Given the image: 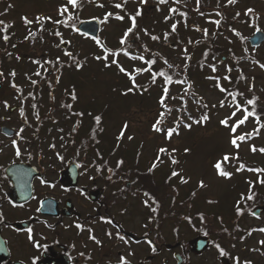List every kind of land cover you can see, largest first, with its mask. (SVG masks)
<instances>
[{"label": "flooded vegetation", "instance_id": "obj_1", "mask_svg": "<svg viewBox=\"0 0 264 264\" xmlns=\"http://www.w3.org/2000/svg\"><path fill=\"white\" fill-rule=\"evenodd\" d=\"M59 1L63 2L57 9L67 4V0ZM246 1L255 0L231 4L228 0H152L153 36L162 28L164 36L173 38L171 47L182 48L185 55L188 39L195 33L191 30L199 28L207 39L215 41L226 15L221 9L245 6ZM35 2L55 4L54 0H0V21L10 25L7 41L0 31V264H120L121 258L129 264H264V244L260 243L264 232L259 231L264 228V213L254 216L251 212L264 205V183H256L264 176L247 179L250 193L260 191L262 198L248 217L262 223L243 225L235 202L230 213H224L220 198L209 196L203 202L186 183H174L171 172L160 178L158 168L169 162L126 161L124 146L96 144L91 139L93 129L86 127L89 140H85L79 135L83 124L70 129L80 111L91 108L83 103L76 106L73 101L66 107L67 99L61 103L55 97L67 66L60 63L58 50L71 53V62L77 60L74 27L66 30L70 37L63 39L61 34L46 33L45 26L52 23L51 28L58 29L54 21H62L61 15L45 20L43 30L34 21L26 24V12L20 10ZM94 2L99 4V0ZM126 4L121 9L127 14L126 27H132L131 17L136 16L138 22L146 7L128 12L132 6ZM76 13L68 14L71 24ZM217 20L216 27L201 28V24L215 25ZM182 39L187 44L180 48ZM50 57L59 61H50ZM69 67L76 72L83 66ZM94 104L92 111H99L105 120L104 107ZM204 206L213 207L212 212H205ZM223 215L231 216L230 221H223ZM221 229L229 231L228 235L222 236ZM221 249L227 255H221Z\"/></svg>", "mask_w": 264, "mask_h": 264}, {"label": "rangeland", "instance_id": "obj_2", "mask_svg": "<svg viewBox=\"0 0 264 264\" xmlns=\"http://www.w3.org/2000/svg\"><path fill=\"white\" fill-rule=\"evenodd\" d=\"M88 1L81 4V0H78L77 5L73 10L77 11L76 14H78L79 19L94 17L103 21L101 34H103V37L106 39L105 44H107L109 48L108 59L114 61L113 58H117L113 53H119L122 49L121 46L123 43H121L120 39L124 37V33H126L125 30L127 29L126 26L128 25V19H125L127 14L121 9L122 7H115L116 4L123 5L127 2L125 7L132 6L131 9H128V12L135 9L137 10L138 7L145 6V13L138 21L139 29L134 32V35L129 36L128 41L129 43H132V46L138 48L136 39L141 40L144 43L152 40L149 35V33H153L152 17L154 18V12L151 11L152 0H133L129 2H125V0H99L98 5H94V0ZM62 2L63 1L59 0L56 2L54 0L53 3L55 4L48 5H39L35 2L34 5L29 4L28 6H23L27 7L20 11L26 12L24 17L35 22L37 16L56 17L60 15L59 10L67 5H61L59 6V9H57L56 6ZM243 4L246 5L235 6L233 9H221V11H224L226 14V21L221 25V30L217 32L218 34L216 35L215 44L222 48L224 53H221L218 58L210 60L211 64L216 66L217 72H215L216 70L213 71L212 67L208 65L205 67V70L209 77H202V81L198 78L194 80L196 81V85L193 91L198 98L193 100V98L188 96V105L191 109H189L188 106L185 107L180 101V97L182 96L180 91L184 90V82H187V79L181 80L173 77V84L167 89L168 94L164 102L165 105L168 103L167 107H169V109L170 106L173 108L170 112H173V115H169L167 123H165L166 115L162 119L160 118L161 113L166 112V108L158 99L164 95L163 87L166 82L161 77L160 79H157V76L155 82H153L152 73H158V71H143L137 74L135 73V69H133V64L138 65V68L136 69H145L147 67L143 66V62L141 64L137 63L135 60L125 62L121 57L120 64L125 66L124 69H126L127 72H131L135 75V83L139 87H134L132 81L125 72L119 74L118 70L103 69L100 66L101 61L98 62L96 58L92 57L93 54L101 59V56L103 55L102 51H98L87 37L79 35L77 28L71 24L70 26L75 28L72 34V43L76 52L75 56H77L75 63L77 65H82L83 67L82 70L76 72L71 70L69 66L63 68L64 71L61 72L60 76L62 84L59 87L61 88L54 90L55 97L60 98L59 100L61 103L64 102V99H67L65 102L66 105L72 100L66 95V92H73L77 89L76 94H81V98H79V102H76V106L83 103L85 105L84 107L88 109V107L91 106V110H93L95 107L93 100H95L96 108L97 105L103 106L104 114L106 115H104L105 120L100 124L101 127L97 126L96 121L92 120V117H81L82 115H79L76 125L74 126L72 124L70 129L77 128L83 124L84 126L79 135L86 138L85 134L88 133L89 129L92 128L93 130H96L98 127L97 133L101 138L99 144L102 146L107 144L108 147H112L113 145L124 146L126 151L124 155L126 161L141 160L144 162L155 161L158 163L157 160L161 159V156L166 155L167 158L164 161L165 163L169 161V163L158 168L157 175L160 178H164L169 172L172 174L177 167L178 175L174 177V183L177 184L178 182H181V179L183 178L187 181L185 185L189 188L190 192L195 189V192L200 194V201L204 202V199H207L209 196L212 199L220 198L221 211L224 213H230V208L234 204L233 202L240 200L241 195H245L244 184L247 182L246 179H256V177L260 176L258 172L248 171L246 170L247 168L243 170L238 169H240L242 165L254 166L255 168L249 167L253 169H256V167L261 169V166H264V153L259 151V149L264 148V126L260 119H255L253 116H249L247 121L237 127L235 134H233L230 130L231 125L235 123L236 120L243 118L242 111L236 112V115L232 116L231 113L236 111L235 107L232 106L235 103L230 100L229 97H226L223 91L220 90V87L226 89V86L223 84L225 83V78L229 74L230 76H236L239 72H242L243 77L247 79V82L244 84L243 80H240L239 86H246L244 88L250 90L254 89L255 94H261L264 102V68L260 66L264 64V44L258 48H253L248 41L244 48L241 46L242 44L239 40L240 38H244L247 41L248 36H252L256 29L260 28L264 30V1L261 3L256 0L253 3L246 1ZM191 8V12H195ZM247 9L254 10L253 13L250 14L251 20H249V23L244 22V18H247ZM73 10L68 6V12L65 14L73 12ZM146 12L148 13L146 14ZM237 13H239V16ZM117 16L125 17L121 20L117 19ZM119 21L125 22L121 23ZM55 24L57 26V23ZM205 24H202V26L211 29L218 25ZM51 25L52 23H49L47 29H50L53 26ZM58 25L61 27L60 24ZM161 27H163V23ZM143 28H145V30H142ZM51 29L54 30V28ZM234 29L240 31V36L234 34ZM66 32V34L61 35L63 39L67 38V36L70 37L69 32ZM155 34H158L161 37L159 42L153 44L154 49L157 50L156 52L176 63L178 69H185L187 64L185 59L186 55H182V50L179 51L175 47H170L173 38L164 36L162 28H160L159 31H156ZM191 36L193 37V40L191 41L192 43L197 40V37H201L197 32ZM59 38L60 37H57V39ZM230 53L244 56L247 55L248 57H243V59H241L233 68L231 67L232 62L228 57L224 58L225 60L220 64L219 58L225 54L229 55ZM57 54L62 60L67 59L68 63L70 57L68 59V57L64 56L66 54L63 51L58 50ZM86 55L91 57L87 59ZM118 56H120V54ZM165 58L163 59L167 60ZM52 60H57V57H50V61ZM162 61L163 60L156 62L153 67L160 68L171 74L163 68L164 62ZM57 64L58 63H56V65ZM90 66H92L93 69H90ZM229 69L232 72H230ZM183 73H185V76L188 75V72ZM183 73H177V77L180 78V75ZM215 73L220 74L218 79H222L223 84L222 81L217 80ZM180 81H183V83H180ZM185 84L187 85V83ZM129 89L132 90L129 91ZM222 101L224 103L223 107H221ZM89 102H91L92 105ZM203 104H206V107H203V111H208L206 112L208 113V119L206 121L201 120V117L204 116L200 114V108ZM183 107H185L184 109L186 111L184 112H186L185 114H188V116H185L184 112L181 114L174 113L175 110H183ZM56 112H58V110ZM63 113L64 112L62 111V114ZM80 113L83 112L80 111ZM96 113L99 112L96 111ZM198 113L199 115H197ZM198 116H200L199 119H197ZM226 118H229V126L220 123ZM158 119H160L159 126L163 128L162 132L159 134H157L156 130L154 131L152 129V124L155 122L157 123ZM193 119L195 121H193ZM183 120L184 124L182 123ZM197 120L200 122L197 123ZM124 125H127L128 128L126 134L123 135L124 137H122L121 140V136L119 138V135L123 133L122 129ZM186 125H191V127H186ZM258 126L259 128H257ZM84 127L88 130L85 131ZM168 129H174V131L171 139L165 140L164 136L165 133L167 134ZM244 134L251 135L243 141H237L239 148L230 143L234 136ZM102 137L104 140H102ZM129 137H131V139H129ZM253 146H255L257 151L253 152L251 150ZM160 149H166V151L161 152ZM173 153L177 154L178 158L172 159ZM226 154L230 158L227 162L235 161L236 156L238 158L240 156L244 160L238 162L237 168H231L232 170H235L233 171L235 173L230 178L219 175L217 172L218 170L216 168L213 169L214 163L218 161L222 162L223 157ZM171 159L172 161H176L177 159L180 162L172 163L170 165L172 162ZM175 164H177L176 167ZM201 181H203V187H200ZM235 186L237 187V190H234L236 188ZM231 187H235L233 188V191H230ZM203 209L205 212L207 211L210 213L212 212L213 207L204 206ZM242 214L239 216V220H241L240 223H243V225H250L252 223H255L254 225H256L262 223L261 220L255 222L250 220L246 213ZM222 217L225 222L230 221L231 218V216L228 218L226 215H223ZM220 232H222V236L228 235L227 233H229V231H224L222 229Z\"/></svg>", "mask_w": 264, "mask_h": 264}, {"label": "snow or ice", "instance_id": "obj_3", "mask_svg": "<svg viewBox=\"0 0 264 264\" xmlns=\"http://www.w3.org/2000/svg\"><path fill=\"white\" fill-rule=\"evenodd\" d=\"M125 2H126V0H125ZM160 2H161V3H166L167 0H160ZM177 2H179V0H177ZM234 2H235V0H228V3H230V4H231V3H234ZM76 5H77V0H67V5L64 6V7H62V8L59 10V11H60V15L63 16L66 12H68V6L76 7ZM115 7L120 8V7H122V5H121V4H116ZM171 11H172V12H175L176 9H171ZM253 11H254L253 9H247V11H246V15H250L251 13H253ZM139 14H140V13L137 12V15H139ZM109 15H111V14H109ZM183 15H186V14H183ZM237 15H239V13H237ZM70 18H71V16H69V19H70ZM116 18H117V19H121V20L124 19V17H122V16H117ZM23 19H24V22H25L26 24H32V23H33V21L28 20L27 17H24ZM50 19H51L50 17H40V16H37L35 22H36L37 24L40 25V30H43V22H44L45 20H50ZM166 19H167V17H166ZM131 20H132V28H129V29L127 30V32L125 33V36H127V34L130 33V32H132L133 28H135L136 16H132V17H131ZM54 23H64V21L57 20V21H54ZM215 23H216V24H219L220 21L217 20V21H215ZM0 25H4V22H3V21H0ZM8 27H10V25H4L3 28H0V31H3V32L5 33V35H3V39H4L5 41H7V40L9 39V36L6 34V33H7V30H8ZM172 30H173V31L176 30V25H175V24L172 25ZM205 31H206V30H205ZM29 35L31 36V35H34V34L30 32ZM56 35H60V33L57 32ZM237 35H239V33H237ZM152 38H153V39H159L158 37H152ZM62 42H63V41H62ZM123 42H124V41L122 40L121 43H123ZM65 54L68 55V56H71V55H72L71 53H65ZM125 54H127V53H125ZM113 55H114V56H118L119 53H118V52H117V53H113ZM104 58L107 59V56H105ZM132 58H133V59H137V57H132ZM97 59H100V57H97ZM138 59L143 60L144 57L141 56V57H138ZM58 61H59V58H57V62H58ZM37 63H39V62H37ZM113 63H118V62L114 60ZM154 63H155L154 60H152V61H148V64H149V65L154 64ZM165 63H167V61H165ZM78 66H79V65H78ZM260 66H261L262 68H264V65H260ZM118 67H119V71H121V72H125V73L129 76V78H130V80L132 81L134 87H139V86L136 85V83H135V75H134L133 73H131V72H127L126 69H124L122 66H119V65H118ZM169 67H172V66L169 65ZM211 67H212V70H213V71L216 70V66H215V65H211ZM143 71H151V68L149 67V68H145V69H135V73H137V74H138V73H141V72H143ZM229 71H230V69H229ZM36 74H37V75H40L39 72H37ZM0 75H2V73H0ZM12 75L15 76V72H13ZM152 75H153V82H155V78H156L157 75L164 77L166 83H171V82H172V78H171L170 76H168L167 73H166L165 71H163V70H161L159 73H152ZM217 79H218V78H217ZM226 79H227V77H226ZM32 83L35 84L36 81H32ZM180 83H183V81H180ZM13 87H16V85L13 84ZM218 87H219V85H218ZM131 90H132V89H129V91H131ZM220 90L223 91V92H227V89H224L223 87H220ZM163 91H164V95L161 97V100H160V103H161L162 105L164 104V100L167 98V88H164ZM229 95H232V96H233V99H235L236 96H238V95H242V94L237 92V93H229ZM72 98H73V99L76 98V97H75V94H73V97H72ZM182 99H183V98H182ZM246 104H247V105H254V104H255V99H252V100H248V101H246ZM164 106H165V108H166V110H167L168 112L171 111V109H167V106H166V105H164ZM223 106H224V103H223V101H222V102H221V107H223ZM232 106L235 107V109H236V111H234V112L231 113L232 116H235V115H236V112H241V111H242V116H243L242 119H238V120H236L235 123H233V124L231 125L230 130H231V132L235 133L236 128L239 127L240 125L244 124V123L247 121L248 117H249V116H254L255 113H254V112H249L247 107H243V108H242V106H241L238 102L235 103V104L232 105ZM66 107H71V106H70V105H67ZM205 107H206V105H205ZM21 114L23 115V112H22ZM79 115H83V113H80ZM163 116H164V113H161V118H163ZM100 119H101V117H99V116L95 117V121H96L97 124H99ZM207 119H208L207 115H204V116L201 117V120H203V121H206ZM257 119H258V118H257ZM196 122L199 123L200 121H196ZM178 123H179V122H178ZM220 123H221L222 125L229 126V118H226V119L222 120ZM159 124H160V121H157V123L153 126V127H154V130H156V131H158V132L161 131V128L159 127ZM126 127H127V125H125V128H126ZM186 127H191V125H186ZM21 131H22V129H21ZM173 131H174V129H168V131H167V136H168L169 138L171 137ZM257 131H258V130H257ZM250 135H251V134H244V135H240V136H234V137L231 139L230 143H231L233 146L239 148V144L237 143V141H243V140L249 138ZM122 136H123V133H121V137H122ZM129 139H131V137H129ZM13 143L15 144V141H14ZM251 150H252L253 152L257 151V149L255 148V146H253ZM160 151H161V152H165L166 149H160ZM259 151L264 152V148L259 149ZM17 154H19V149H18V148H17ZM229 159H230V158H229V156H228L227 154L224 155V157H223V161H224V162L229 161ZM118 163H119V164H122L123 161H119ZM173 163H176V161L173 160ZM155 166H156V165L154 164V165H153V168H154ZM214 167L218 170V174H219V175L224 176V177H229V178H230L231 173H230V172H226V171L223 170V167H222V163H221V162H217V163L214 165ZM238 170H243V165H242L241 168L238 169ZM249 170H250V171L264 172V169H249ZM172 175H173V176H177L178 173L174 171V172L172 173ZM181 182H182V183H187V181L184 180L183 178L181 179ZM260 183H264V180H261ZM203 186H204L203 181H201V182H200V187H203ZM145 195H148V194L146 193ZM242 198H243V197H242ZM247 199H249V200L253 199V195L250 193L249 196L247 197ZM146 203H147V202H146ZM237 212H238V213H242V210L238 207V208H237ZM254 215H255V214H254ZM201 218H203L202 215H201ZM109 222H110V221H109ZM78 227H80V226L78 225ZM259 231L264 232V228L259 229ZM92 238L95 239V237H92ZM121 238H122V237H121ZM260 243H261V244H264V241H260ZM217 247H219V245H217ZM220 252H221V255H227V254L223 251V249H221ZM120 264H129V262H128L125 258H121ZM237 264H239V261H237ZM244 264H251V262H250V261H245Z\"/></svg>", "mask_w": 264, "mask_h": 264}, {"label": "trees", "instance_id": "obj_4", "mask_svg": "<svg viewBox=\"0 0 264 264\" xmlns=\"http://www.w3.org/2000/svg\"><path fill=\"white\" fill-rule=\"evenodd\" d=\"M221 53H224L223 52V49L222 48H220V47H216V48H214V47H212L211 46V42H209V46H207V51H206V53H205V55L204 56H199L197 53H195V55H197V56H194V55H191L190 56V59H189V68H188V79L190 80V81H193L194 82V80L196 79V78H198L199 80H201L202 79V77H208V76H203L204 74L206 75L207 74V72H206V70L205 69H203V67H202V65H203V60L202 59H204L205 61L207 60V59H209V57L212 59V58H214V57H219V55L221 54ZM204 57V58H203ZM238 57V58H237ZM229 58H230V60H231V62H232V68L233 67H235V64L239 61V56H236V55H234V53H230L229 54ZM219 63L221 64L222 63V59H219ZM234 63V64H233ZM203 69V70H202ZM162 69H158L157 71H158V73L161 71ZM215 72H217V70L215 71ZM230 72H232V71H230ZM167 73V72H166ZM180 73H183L182 71L180 72ZM176 74L177 73H174V74H169V73H167V75L168 76H170L172 79H173V77H176ZM185 73H183V74H181L180 75V78L179 77H176L177 79H185V75H184ZM215 75L217 76V78H218V76L220 77V74H217V73H215ZM160 77L163 79V80H165V78L164 77H162V76H159V75H157V79H160ZM217 80H219V81H222V84H223V80L222 79H217ZM240 80H243V83L244 84H246V82H247V79H245L244 77H243V73L242 72H239L236 76L234 75V76H228L227 77V79L225 78V83L223 84L224 86H226V89H227V92H223L224 93V95L226 96V97H228V96H230V97H233L232 95H229V93H241L242 95H238V96H236L235 97V100H238L240 97H243L245 100H248V99H246L247 98V96L248 95H250V93L249 92H247L246 91V88H244V87H246V86H244V87H241V86H239V83H240ZM202 81V80H201ZM193 85L191 86V90H190V94H189V96L191 97V98H196V96H195V94L192 92L193 91ZM255 95V94H254ZM258 107V108H257ZM255 109H256V112H258V114H263L264 113V109L262 108V106L259 104V103H256V105H255ZM174 112H176V110L174 111ZM241 159L243 160V158L241 157ZM239 160V159H238ZM238 160L237 161H232V165L233 166H235V167H238ZM244 161V160H243ZM249 162V161H248ZM245 166H243V168H244ZM245 203H246V206H249V201L248 200H245L244 201Z\"/></svg>", "mask_w": 264, "mask_h": 264}, {"label": "water", "instance_id": "obj_5", "mask_svg": "<svg viewBox=\"0 0 264 264\" xmlns=\"http://www.w3.org/2000/svg\"><path fill=\"white\" fill-rule=\"evenodd\" d=\"M79 29L83 32H86V34H91L93 36H97L98 30H99V23L98 21H88V22H82L79 25ZM264 42V32L259 30L255 33L254 36L251 38V43L254 46H258L261 43ZM255 214H260L264 212V206H259L255 208L253 211Z\"/></svg>", "mask_w": 264, "mask_h": 264}]
</instances>
